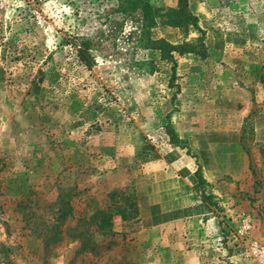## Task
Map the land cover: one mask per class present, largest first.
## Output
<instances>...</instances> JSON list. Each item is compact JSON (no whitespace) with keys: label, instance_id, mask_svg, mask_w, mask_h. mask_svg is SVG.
Here are the masks:
<instances>
[{"label":"rangeland","instance_id":"1","mask_svg":"<svg viewBox=\"0 0 264 264\" xmlns=\"http://www.w3.org/2000/svg\"><path fill=\"white\" fill-rule=\"evenodd\" d=\"M133 1L0 0V264H264V0Z\"/></svg>","mask_w":264,"mask_h":264},{"label":"trees","instance_id":"2","mask_svg":"<svg viewBox=\"0 0 264 264\" xmlns=\"http://www.w3.org/2000/svg\"><path fill=\"white\" fill-rule=\"evenodd\" d=\"M133 2H136L134 0ZM142 12L144 13L145 20L150 22L154 21L155 17H153V6L150 5L149 3L145 6H143ZM170 14H172L171 18L168 19V23L170 24H187V25H193L195 28H197L199 31L204 32V30L199 26L198 23V17L194 15L190 10H189V4L188 0H180V5L178 9H173ZM151 23V22H150ZM157 46L158 49L160 50L161 58L166 61V62H172V70H173V78L176 76V58H175V52H177L179 55H184L186 53H195L199 54L201 56H204L205 53L197 49L198 47L191 45L189 43H182V44H172L165 42L163 40H158ZM78 54L81 58L82 61H84L87 65H90V55L88 53V49L86 47H83L82 45L80 48H78ZM167 132L169 133L171 140L173 143H180V138L179 136L175 133V131L171 128V126L167 127ZM104 220L106 223H108L109 218H111V215L106 216L107 213L104 212Z\"/></svg>","mask_w":264,"mask_h":264}]
</instances>
